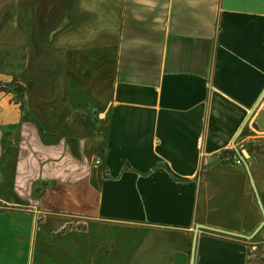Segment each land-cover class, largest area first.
Wrapping results in <instances>:
<instances>
[{"label":"crops","instance_id":"0c3cea01","mask_svg":"<svg viewBox=\"0 0 264 264\" xmlns=\"http://www.w3.org/2000/svg\"><path fill=\"white\" fill-rule=\"evenodd\" d=\"M8 22L33 51L0 68V264H191L196 234L194 264L264 257V226L196 230L264 221V0H0Z\"/></svg>","mask_w":264,"mask_h":264},{"label":"rangeland","instance_id":"374dc122","mask_svg":"<svg viewBox=\"0 0 264 264\" xmlns=\"http://www.w3.org/2000/svg\"><path fill=\"white\" fill-rule=\"evenodd\" d=\"M13 2H14V0H13ZM7 21H8V19H7ZM12 24L13 23L8 22L9 30H7L6 32H1L0 33V37H1L0 42H2L1 50L5 52L4 56L6 57V59H8L6 62H4L2 60L0 61V68H4V69L7 68V70H14V68H15L14 65L15 64L11 67V60L16 61L17 60L16 57H18L19 59L22 58L24 63L21 64V65H20V63L17 64L16 69L17 68L18 69L23 68L24 70H28L29 64H26V57H27V60H29V58H30V56L32 54L33 48L29 47L28 49H26V48H23V46H20L21 50H19V51L17 50V41H18L17 38H16L17 31L14 30V28H12ZM28 42L31 44L30 34L27 35V39L25 40V44L28 43ZM37 48H39V47H37ZM39 50L41 52L43 51V49H39ZM28 52H29V55H28ZM19 78L21 80H23V81H28L29 84H31V76H29V74L26 71H25V73L19 75ZM3 86H5V85H3ZM15 87H16V85L14 86V88ZM16 90L18 91L17 92L18 94L16 93V95L13 97V101L15 102V104L20 105V107L22 106V110H23V105H22V103H23L22 102V100H23V87L17 86ZM252 128L256 129L254 124H253ZM260 149H261V147H259V150ZM253 188H254V192H255L256 198H257L258 202L260 203L261 199H260L259 194L257 193V189H256L255 185H253ZM220 200H225V198L222 197ZM261 204H262V202H261ZM261 204H259V205L261 206ZM261 209H263V205H262ZM263 213H264V209H263ZM90 249H89V253L88 254H90ZM254 259H256V262L258 263L261 260H263L264 257L262 255H260V254H257V256H253L252 257V262H254Z\"/></svg>","mask_w":264,"mask_h":264},{"label":"water","instance_id":"95a60500","mask_svg":"<svg viewBox=\"0 0 264 264\" xmlns=\"http://www.w3.org/2000/svg\"><path fill=\"white\" fill-rule=\"evenodd\" d=\"M244 127H245V125H244ZM243 127V128H244ZM243 128H242V130H243ZM257 128L258 129H260V130H262V131H264V109H263V111L261 112V114H260V116H259V118H258V120H257ZM240 134V133H239ZM238 137V136H237ZM237 154L239 155V156H241V157H248V153L246 152V151H242V152H240V151H238L237 150ZM259 204H261V201H260V203ZM260 207H262V204H261V206ZM262 211H263V209H262ZM263 215H264V213H263ZM263 226H264V221H263V223L258 227V229L255 231V233L251 236V237H242V236H240V235H237V234H233V233H228V232H223V231H219V230H215V229H210V228H207V227H203V226H197V228H196V230H197V232L199 231V230H201V229H203V230H207V231H211V232H215V233H220V234H225V235H230V236H235V237H238V238H245V239H248V240H250V239H252L253 237H255L259 232H260V230L263 228ZM196 242H197V234H196V236H195V239H194V242H193V252H192V256H191V264H194V261H195V248H196Z\"/></svg>","mask_w":264,"mask_h":264},{"label":"trees","instance_id":"16d2710c","mask_svg":"<svg viewBox=\"0 0 264 264\" xmlns=\"http://www.w3.org/2000/svg\"><path fill=\"white\" fill-rule=\"evenodd\" d=\"M3 89H4V88H3ZM20 109H21V111H22V106L20 107ZM252 257H253V256H251V259H250V262H251L252 264H254V263H255V264H263V263H264V259L261 260V261L258 262V263L256 262V259H254V262H252Z\"/></svg>","mask_w":264,"mask_h":264},{"label":"built area","instance_id":"2783aa9c","mask_svg":"<svg viewBox=\"0 0 264 264\" xmlns=\"http://www.w3.org/2000/svg\"><path fill=\"white\" fill-rule=\"evenodd\" d=\"M97 164H99V161H97Z\"/></svg>","mask_w":264,"mask_h":264}]
</instances>
